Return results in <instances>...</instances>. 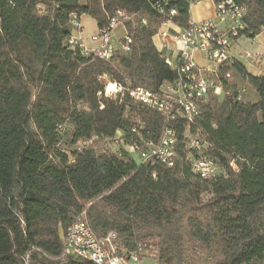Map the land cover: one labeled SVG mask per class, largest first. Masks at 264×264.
<instances>
[{
  "label": "trees",
  "instance_id": "1",
  "mask_svg": "<svg viewBox=\"0 0 264 264\" xmlns=\"http://www.w3.org/2000/svg\"><path fill=\"white\" fill-rule=\"evenodd\" d=\"M235 1L247 8L241 36L255 39L264 0ZM190 9L188 0H0V264H90L63 256L65 233L78 221L97 237L115 233L121 253L159 264L264 263V78L232 59L213 75L215 86L229 88L237 73L256 99L231 86L222 101L212 91L202 104L189 130L224 170L210 179L187 161L186 123L99 95L104 75L153 91L175 82L153 38L167 22L187 29ZM118 12L129 18L121 42L131 40L128 52L105 60L70 44L73 17L88 15L104 30ZM67 124L72 144L111 142L118 131L126 144L157 143L170 128L176 164L92 146L70 161L58 148Z\"/></svg>",
  "mask_w": 264,
  "mask_h": 264
},
{
  "label": "built area",
  "instance_id": "2",
  "mask_svg": "<svg viewBox=\"0 0 264 264\" xmlns=\"http://www.w3.org/2000/svg\"><path fill=\"white\" fill-rule=\"evenodd\" d=\"M194 4L206 0H188ZM215 8V18L201 22L190 21L185 30L178 33H170L163 30L171 22L163 25L158 35L170 41L175 49L174 57L163 53L170 69L177 73L178 79L173 83H165L157 91H153L143 86H124L121 83L112 81L104 75L105 81L103 90L99 93L109 99L122 102L127 98L130 103L139 107H144L160 114L167 123L183 121L187 125L184 133V148L187 151V161L193 173L202 179H210L218 175L221 168L206 154V143L198 134H193L189 130L195 120L200 116L201 106L206 101L210 93L217 96L221 94V86H215L213 75L217 69L231 59L234 42L242 37L245 29L243 19L247 14V8L239 5L235 0H209ZM160 8V5H157ZM171 15H176L172 10ZM128 16L123 12H118L111 18L107 29L98 30L92 37L96 43L94 49L87 48L78 37H71L70 44H79L85 53L92 51L98 57L108 60L117 47L113 39L114 30L128 20ZM73 27L76 30L81 28L80 21L73 17ZM157 35V34H156ZM122 50L128 52L127 39ZM202 54L204 59L214 65L215 71L199 66L195 62V55ZM246 59H251L252 54L247 53ZM103 106L101 107V109ZM133 134H138V129L132 130ZM114 151L120 152V143L124 148L128 147L136 152L141 159V163H161L168 168L176 164L178 138L175 130L165 129L161 139L154 143L144 137H139L138 142L126 144L124 134L118 131L111 141ZM117 235L109 233L104 237H97L89 226L78 221L72 224L65 233V247L63 256H69L84 260L90 264H138L140 256L137 253H121L118 247Z\"/></svg>",
  "mask_w": 264,
  "mask_h": 264
},
{
  "label": "rangeland",
  "instance_id": "3",
  "mask_svg": "<svg viewBox=\"0 0 264 264\" xmlns=\"http://www.w3.org/2000/svg\"><path fill=\"white\" fill-rule=\"evenodd\" d=\"M121 25H123V24H121ZM83 26H84V30L82 31V33H83L82 37L84 38L85 42H87V44L89 45L88 42H90V38L93 35V33H95L96 31L98 32L97 23L90 16L84 15ZM122 27L123 26L119 27V29H122ZM81 28H82V24H81ZM81 28L79 30H76V29L74 30V37L79 36V35H77L76 31L80 32ZM261 34H263L262 36L264 37V33H261ZM121 42H122V40L119 41V43H121ZM119 43H117V45H118L117 46V52L123 53L124 51L122 50V46H120ZM233 48H237V51L241 52V54H240L241 58L244 60H247L249 64H252L254 66L255 65H258V66L262 65L263 66L264 57H262L260 54L256 53L257 48H256V46L252 45V42L249 38H247L245 36L238 38L234 42ZM89 49H92V48H89ZM247 53L252 54L253 58L246 59L245 56ZM229 83H230V87L231 86L237 87V89L240 92V95H241L243 100L254 101L256 99V96L254 95L251 88L244 83V81L238 76L237 73L232 72V77L230 78ZM230 87H229V89H231ZM218 98H219V101H222V99H223L222 94H221V96H218ZM71 141H72V127L69 124H67L61 130V140H60L58 148L61 152L67 154L70 157V161L73 160V158H72L73 152L80 151V150H82L88 146L94 147L98 152H113L114 151V147L110 141L100 139V138L99 139H92L91 141H88L85 143L80 142V143H76V144H72ZM119 147H120V150L128 151L130 153L131 157L137 163H141V159L136 152L131 151L128 147L124 148V145H122L121 143H120ZM234 167L236 168V166H234ZM223 172H224V170L220 171V173H223ZM138 264H159V263L157 260H155L154 258H152L149 255V257L142 258ZM198 264H200V263H198Z\"/></svg>",
  "mask_w": 264,
  "mask_h": 264
},
{
  "label": "crops",
  "instance_id": "4",
  "mask_svg": "<svg viewBox=\"0 0 264 264\" xmlns=\"http://www.w3.org/2000/svg\"><path fill=\"white\" fill-rule=\"evenodd\" d=\"M190 13H191V20H193L194 22H201L204 20H209V19H214L215 18V8H214V4L212 1L206 0L197 4H194L193 6H191L190 9ZM83 19L84 16L79 20L80 24H82V28L79 31H76L78 38L80 39V41L87 47V48H92L94 49L96 47V43H94L92 41V37L95 35V33H93V35L90 38V42L89 45L87 44V42H85L84 38L82 37L83 33L82 31L84 30V26H83ZM123 25H119L113 33V39L115 42L116 47L118 46L117 43H119L120 40H123L126 37V30L124 28V26L122 27V29H119V27H121ZM164 31L168 29V31L170 33H178L180 32L182 29L180 27H178L177 25L170 23L168 25V27H163L162 28ZM119 31V32H118ZM264 33V32H263ZM263 34L258 35L255 39H250L252 42L253 46H256L257 50L256 53L260 54L262 57H264V37L262 36ZM262 36V37H261ZM77 37V36H75ZM154 44L157 47V49L159 51L164 50V52L166 53V55H170L172 57H174L176 55V49L174 47V45L168 41L167 39L162 38L161 35H156L153 38ZM120 46H122L121 43H119ZM241 52L237 51V48H233L232 49V53H231V59L239 61L241 63H243V65L246 67L247 71L256 77L259 78H264V64L263 66H258V65H252L249 64L247 60H244L241 58L240 56ZM195 62L201 66L204 67L206 69H208L209 71H215V67L214 65H212L211 63L207 62L202 54H196L195 55ZM221 89V94L222 97H224L226 94H228L230 92L231 89L229 88H225L223 86L220 87ZM221 94L219 96H221Z\"/></svg>",
  "mask_w": 264,
  "mask_h": 264
}]
</instances>
